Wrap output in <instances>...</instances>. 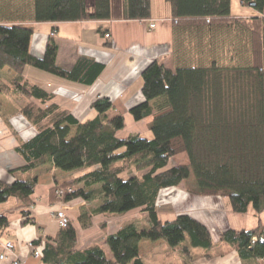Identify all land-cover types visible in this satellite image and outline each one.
Here are the masks:
<instances>
[{
  "label": "trees",
  "instance_id": "16d2710c",
  "mask_svg": "<svg viewBox=\"0 0 264 264\" xmlns=\"http://www.w3.org/2000/svg\"><path fill=\"white\" fill-rule=\"evenodd\" d=\"M166 1L175 22L172 65L156 59L143 70L144 100L129 109L140 121L152 115L153 104L164 97L165 110L154 113L149 126L151 139L141 134L119 137L125 117L120 111L109 116L119 108L107 97L92 102L97 112L94 118L80 120L55 103L46 108L37 105L35 100L47 104L54 97L39 84L19 78L4 80L0 75V92L25 100L21 113L38 131L18 146L26 165L12 173L37 171L48 162L64 171L87 168L84 175L57 183L50 193L53 201L83 198L96 202L81 208L83 227L91 225L95 214L142 209L141 219L107 236L113 258L99 244L77 249V231L71 222L44 242L33 241L41 246L38 264H145L139 256L142 239H163L190 256L193 248L209 251L230 245L246 264L264 258L262 223L230 228L216 243L196 219L180 214L162 221L156 206L162 189L185 183L196 195L227 197L238 214H246L250 207L257 215L264 212V0H240L244 5L254 3L252 7L258 10L242 17L232 15L231 0ZM124 14L126 19H149L151 0H125ZM110 18L111 0H93L91 7L87 0H0V69L9 67L22 75L32 66L91 85L105 64L80 56L70 69L59 66L55 32L48 37L44 55H32L34 31L26 24ZM182 152L187 153L189 163L168 168L170 159ZM36 181V176L13 183L0 180V205L10 198L31 205ZM58 188L66 192L59 196ZM21 213L26 216L28 211ZM1 215L3 230L9 219Z\"/></svg>",
  "mask_w": 264,
  "mask_h": 264
},
{
  "label": "crops",
  "instance_id": "0c3cea01",
  "mask_svg": "<svg viewBox=\"0 0 264 264\" xmlns=\"http://www.w3.org/2000/svg\"><path fill=\"white\" fill-rule=\"evenodd\" d=\"M87 2L91 7L93 0ZM124 10L125 0H111V18L108 20L26 24L34 31L30 44L32 55L42 57L48 37L55 32L59 45L57 57L59 66L70 69L80 56H88L105 64L104 71L93 84L69 81L32 66H28L22 76L6 67L0 69V73L6 70L11 79L19 78L39 84L54 94L52 103L71 110L80 120H85L94 111L90 107L92 102L97 97L104 96L115 102L119 109L127 110L128 113H124L125 126L127 123H134L136 120L129 109L144 100L141 78L143 70L156 59L167 66L172 65L175 22L171 15L170 3L166 0H156V3L151 0L149 19H126ZM255 14L257 13H253ZM242 16L248 15H240ZM152 22L156 23L154 28H150ZM106 33L110 34L109 38H106ZM66 100L67 103L71 100V107L64 102ZM153 103L154 101L151 105ZM21 106L20 100L9 99L0 92V180L13 183L18 179H33L36 176L37 181L31 205L24 206L15 198H10L0 205V214L6 215L9 219L8 227L0 230V240L12 241L15 245L13 253L19 256L24 264H38L39 257L33 255L34 248L30 243L38 239L44 242L48 236H55L59 232L60 226L55 213L63 209L76 228L77 249L99 244L107 252L110 250L106 242L107 236L116 233L127 222L141 218L142 209H133L120 215L95 214L91 217V225L83 227L79 220L81 208L90 205L91 202L83 198L66 202L53 201L50 193L57 183L82 176L88 171L87 168L64 171L48 162L37 171L12 173L26 165L25 159L17 151L18 146L38 133L34 125L19 111ZM154 113L144 118H150L146 121L149 126ZM124 128L118 131L119 137L130 135L123 130ZM75 131L76 128H73L72 132ZM82 185L81 183L80 186ZM174 188L164 190L165 192L172 189L166 200L162 197L163 190L160 191L156 201L159 206V218L162 221H170L180 214H187L205 225L216 243L219 242L221 234L230 228L240 230L255 227L259 223L264 224V212L255 216L256 218L249 216L248 213L238 214L232 209L227 197L221 202L209 199L214 197L193 200L189 196L177 193ZM24 209L28 211L26 216L21 213ZM25 219H29L28 223H24ZM139 256L145 264H246L238 251L230 245H218L209 251L193 248L190 256L183 254L179 247L170 246L163 239L157 241L142 239L139 242ZM12 257H14L12 253L8 254V258L0 259V264H11ZM247 264H264V258L248 260Z\"/></svg>",
  "mask_w": 264,
  "mask_h": 264
},
{
  "label": "rangeland",
  "instance_id": "374dc122",
  "mask_svg": "<svg viewBox=\"0 0 264 264\" xmlns=\"http://www.w3.org/2000/svg\"><path fill=\"white\" fill-rule=\"evenodd\" d=\"M154 1V3H156V0H153ZM232 1V8H231V12H232V14L233 15H238V16H240V15H253V13H258V10L256 9V8H254V7H252V6H249V5H244V4H242L241 3V1L240 0H231ZM6 68H8V69H10L9 67H6ZM10 70H12V69H10ZM10 70H9V72H10ZM14 71V70H13ZM3 73V75L0 73V75L3 77V79L4 80H8L7 78H5V77H8L9 78V76H8V74L6 73V70L5 71H2ZM17 73V72H16ZM19 76H22V75H20V74H18ZM48 77H50V76H48ZM23 78V77H22ZM9 79H11V78H9ZM13 79H18V78H13ZM13 79H11V80H13ZM5 95V94H4ZM6 96V95H5ZM6 97H8V96H6ZM9 99H17V100H20L21 102H22V106L20 107V109H19V111L20 112H22L21 111V109L23 108V106H24V104H25V100H23L21 97H19V96H17V95H14L13 97H8ZM68 100V99H67ZM67 100L66 101H64L66 104H67V106H69V107H71V105H72V102H71V100H69L70 101V103L68 102L67 103ZM52 101V100H51ZM35 102L37 103V105H40L41 107H43V108H46L47 107V105L48 104H51L52 102H49V103H47V104H43V103H40V102H38V101H36L35 100ZM162 103H164V97H161V98H159V99H157V101H155V103L153 104V109H154V112L155 113H157L158 111H164L165 110V108H163V106H164V104H162ZM159 104L161 105V106H159ZM163 105V106H162ZM61 106V105H60ZM63 107V106H62ZM91 107V106H90ZM65 108V107H64ZM92 108V107H91ZM69 110V109H68ZM69 111H71V110H69ZM122 112L123 114L124 113H126L127 112V110H123L122 108L121 109H119L118 111H114V110H112V111H110V113H109V116L110 117H112V116H114L115 114H116V112ZM128 113V112H127ZM23 115V114H22ZM97 115V112L94 110V111H92L89 115H88V117L86 118V119H92V118H94L95 116ZM148 119H150V118H147V119H144V120H141V121H134V123H127L126 125L127 126H125V128L123 129L127 134H141L142 136H144V137H147V138H149V139H151V138H153V132H152V130L149 128V124L148 123H146V121L148 120ZM128 122V121H127ZM134 124V125H133ZM132 125V126H131ZM138 127V128H137ZM127 131H129V132H127ZM141 132V133H140ZM189 163V158H188V155H187V153L186 152H182V153H178L177 155H175V156H173L171 159H170V161H169V165H168V168H170V167H173V166H177V165H181V164H188ZM140 175H141V173H140ZM170 188V187H169ZM172 188V187H171ZM165 189H167V188H164V189H162L163 191V193H162V197L163 198H165L164 200H166L167 199V196H168V193H170V191L172 190H169V191H165L164 192V190ZM173 190H176V192L177 193H180L181 195H184V196H189L191 199H193V200H196L197 198H202V199H206L207 197H214V198H209V199H214V200H217V201H219V202H221L222 201V199H224L225 197H222V196H220V195H196V194H194V193H192V192H190V191H188L186 188H185V183H182L181 185H179V186H176ZM160 194V193H159ZM167 194V195H166ZM217 198V199H216ZM96 202H91V205L92 204H95ZM158 204L156 203V206H157ZM159 206H157V209H159L158 208ZM159 211V210H158ZM248 214H249V216H259V215H257L256 213H255V211H254V209L252 208V207H250V209H249V211L247 212ZM141 218H142V212H141ZM141 218H139V219H141ZM256 218V217H255ZM138 219V220H139ZM107 253H108V256L110 257V258H113V254H112V252H111V250H107Z\"/></svg>",
  "mask_w": 264,
  "mask_h": 264
},
{
  "label": "built area",
  "instance_id": "2783aa9c",
  "mask_svg": "<svg viewBox=\"0 0 264 264\" xmlns=\"http://www.w3.org/2000/svg\"><path fill=\"white\" fill-rule=\"evenodd\" d=\"M156 26V23L155 22H152L150 24V28H154ZM106 38H109L110 37V34L109 33H106L105 34ZM68 191H71V188H68ZM66 192L65 189L63 188H58L57 189V194L60 196V195H63L64 193ZM2 215L0 214V217ZM55 218L58 222V225L60 227H66L68 226L70 223H71V219L70 217L68 216L67 212L63 209H59L56 211L55 213ZM30 246L33 247V255L35 257H39L40 256V252H41V246H38V245H35L33 242L30 243ZM14 248H15V245L12 241H1L0 240V259H6L8 258V254L12 253L14 255V257H12V261H11V264H24L21 260H20V257L17 256L14 252Z\"/></svg>",
  "mask_w": 264,
  "mask_h": 264
},
{
  "label": "water",
  "instance_id": "95a60500",
  "mask_svg": "<svg viewBox=\"0 0 264 264\" xmlns=\"http://www.w3.org/2000/svg\"><path fill=\"white\" fill-rule=\"evenodd\" d=\"M250 6H254V3H250Z\"/></svg>",
  "mask_w": 264,
  "mask_h": 264
}]
</instances>
